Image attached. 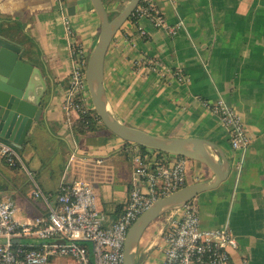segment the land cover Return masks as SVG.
Masks as SVG:
<instances>
[{
  "label": "crops",
  "instance_id": "crops-1",
  "mask_svg": "<svg viewBox=\"0 0 264 264\" xmlns=\"http://www.w3.org/2000/svg\"><path fill=\"white\" fill-rule=\"evenodd\" d=\"M102 2L110 13L116 8L121 11L129 0ZM153 3L164 18V27H154L144 16L128 19L109 44L103 81L107 109L120 122L150 135L199 138L214 146L210 150L216 157L221 152L229 163L227 177L191 200L200 228L227 225L238 242L234 262L241 264L245 257L248 264H264V0ZM61 8L75 40L91 53L100 32L91 0H64ZM169 27L175 32H169ZM0 35L21 47L23 60L37 67L47 84L43 119L15 148L26 169L8 166L0 156V192L21 206L18 220L31 222L46 214V206L32 198L30 175L43 191L56 193L66 172L67 183L78 178L89 181L97 208L109 225L127 197L136 166L128 152L145 154L147 150L105 127L71 135L62 102L72 61L54 0H0ZM177 69L185 74L182 83L174 76ZM218 100L244 123L250 143L240 152L231 148L228 130L209 108ZM73 140L77 151L70 159ZM185 170L187 184L213 177L205 165L192 159H187ZM164 219L149 240L147 251L157 249L145 264H154L162 256L158 235ZM39 241L16 239L23 244Z\"/></svg>",
  "mask_w": 264,
  "mask_h": 264
},
{
  "label": "built area",
  "instance_id": "built-area-1",
  "mask_svg": "<svg viewBox=\"0 0 264 264\" xmlns=\"http://www.w3.org/2000/svg\"><path fill=\"white\" fill-rule=\"evenodd\" d=\"M63 1L54 0V3L61 11L72 61L62 110L73 136L75 119L93 109L85 77L90 53L75 40L70 21L61 8ZM131 16L147 17L157 28L166 25L153 0H140ZM168 30L175 32L174 27ZM156 67L154 64L153 69ZM174 76L180 83L185 81V74L179 69ZM209 108L228 130L231 148L236 152L247 148L250 138L240 116L222 100L212 103ZM72 142L74 149L70 159L77 151L76 141ZM155 151L134 152L136 166L127 197L117 218L109 225L105 214L97 208L96 194L89 181L78 178L67 183L66 172L61 176L56 193L43 191L30 175L32 198L46 206V214L31 222L18 220L16 215L21 206L0 192V238L5 240L0 243V264H51L52 259L60 257H67L74 264H90L88 246L76 243V240L92 242L93 264H123L124 243L131 224L153 202L187 185L185 166L188 158L168 153L159 156ZM0 156L10 167L25 168L15 148L2 140ZM165 156L174 159L169 161ZM96 162L102 161L97 159ZM25 237L40 241L38 244L15 241ZM158 237L162 256L154 264H236L233 253L238 250V242L227 225L201 229L198 212L191 201L169 211ZM241 264H248L247 258L243 257Z\"/></svg>",
  "mask_w": 264,
  "mask_h": 264
},
{
  "label": "water",
  "instance_id": "water-1",
  "mask_svg": "<svg viewBox=\"0 0 264 264\" xmlns=\"http://www.w3.org/2000/svg\"><path fill=\"white\" fill-rule=\"evenodd\" d=\"M140 0L129 2L110 17L102 0H91L100 21V32L85 71L93 109L101 123L125 142L163 153L184 156L205 165L213 174L208 182H194L153 202L129 227L124 243L123 264H136V250L146 228L168 211L180 208L199 193L213 189L228 175L229 163L220 152L216 157L212 144L199 138H167L150 135L120 122L107 109L104 88V60L115 33L128 20ZM47 84L40 70L22 58V49L0 35V140L21 147L33 125L43 119V96ZM16 241V240H15ZM5 240L0 238V243ZM88 246L93 264L91 241L76 240Z\"/></svg>",
  "mask_w": 264,
  "mask_h": 264
},
{
  "label": "rangeland",
  "instance_id": "rangeland-1",
  "mask_svg": "<svg viewBox=\"0 0 264 264\" xmlns=\"http://www.w3.org/2000/svg\"><path fill=\"white\" fill-rule=\"evenodd\" d=\"M119 8L113 9L110 13L109 16L113 17L118 13ZM91 101V99H90ZM99 127H105L102 123H99ZM140 150V149H139ZM129 156L133 155V153H129ZM168 213V212H167ZM166 214V213H165ZM163 214L162 216H160L158 218V220L154 221L149 228L145 231V233L143 234L142 238L139 241L138 244V248L136 250V259H137V264H145V261L147 260L148 262L152 260V255L154 253V250H156L157 248L154 247L152 250H150L149 252L147 251V246L149 243V240L152 239V237L156 234L157 231V226H158V222L165 218ZM148 252V254H147ZM54 264H72V262L67 258V257H60V258H56L54 260Z\"/></svg>",
  "mask_w": 264,
  "mask_h": 264
},
{
  "label": "trees",
  "instance_id": "trees-1",
  "mask_svg": "<svg viewBox=\"0 0 264 264\" xmlns=\"http://www.w3.org/2000/svg\"><path fill=\"white\" fill-rule=\"evenodd\" d=\"M133 16H130L129 19H133ZM99 123H101L100 119L97 117L94 109H89L87 112L79 114V116L75 119L73 129L75 133H87L89 131H94L99 127ZM143 151H148L149 149L138 146ZM158 155L167 154L160 151H155Z\"/></svg>",
  "mask_w": 264,
  "mask_h": 264
}]
</instances>
